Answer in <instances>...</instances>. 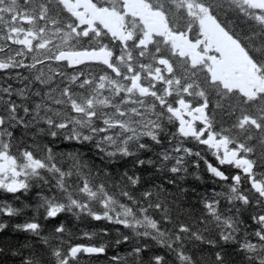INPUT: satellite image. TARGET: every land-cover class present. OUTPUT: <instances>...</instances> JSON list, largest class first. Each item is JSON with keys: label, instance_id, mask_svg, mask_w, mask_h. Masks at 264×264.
Segmentation results:
<instances>
[{"label": "snow or ice", "instance_id": "obj_1", "mask_svg": "<svg viewBox=\"0 0 264 264\" xmlns=\"http://www.w3.org/2000/svg\"><path fill=\"white\" fill-rule=\"evenodd\" d=\"M0 264H264V0H0Z\"/></svg>", "mask_w": 264, "mask_h": 264}]
</instances>
